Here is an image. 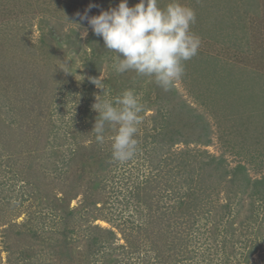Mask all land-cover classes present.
Masks as SVG:
<instances>
[{
  "label": "rangeland",
  "instance_id": "obj_1",
  "mask_svg": "<svg viewBox=\"0 0 264 264\" xmlns=\"http://www.w3.org/2000/svg\"><path fill=\"white\" fill-rule=\"evenodd\" d=\"M138 2L139 0H128V5L131 7ZM170 2L171 0H158L161 8ZM178 2L191 7L197 15L191 29L201 39L198 53L218 57L214 68L208 66L204 80L198 73H192L193 70H185L183 77L174 83L170 91L165 92L148 78L137 77L134 72L115 73L111 68L114 54H110L109 58L104 56L100 73L96 77L104 78V91L89 80L90 63H87V58L91 55V49L86 46L85 38L81 37V31L87 25L81 24L78 27L75 24V14L83 13L91 3L99 7L92 8L89 15H98L101 10L115 7L119 0H0V134L10 132L7 124L14 121L11 124L10 141L5 142L4 138L0 143V264H7L8 253L4 249H9L6 248L8 245L19 254L26 250L33 264L50 263L49 257H53V254L48 243L53 241L52 230L55 229L53 224L57 217L50 215L55 211L49 198L62 199L70 187L68 180L59 177V171L54 169L55 165L60 166L61 163L48 147V138L57 133L58 141L53 144L61 146L57 152L66 154L65 149L70 145L66 129L73 124V119L77 121L80 118L78 126L81 127L85 120L90 123V132L83 136L84 140L80 144L82 148H91L94 144L99 148L110 149L114 129L105 134L102 145L93 139L91 130L98 113L93 110L92 105L97 96L100 99L112 97L107 93L106 87L113 76L129 78L125 82L127 84H124L126 89L133 90L141 98V102H146L148 95V99L154 103L153 108L142 115L137 138H147L139 141V151L134 158L123 164L111 158L113 162L109 166L110 175L100 174L105 181L100 188L101 201L96 207L103 215L109 211V218L108 222L96 220L94 223L115 231L117 241L114 244L125 243L122 233L115 227L117 224L130 215V220L136 222L145 214L146 210L137 209L130 199L135 184L144 178L154 177L161 169L158 158L163 156L159 152V149L162 150V143L158 141V132L155 133L154 129L166 121L173 126L176 123L182 125L179 122L180 113L171 106L174 98L179 97L205 113L210 132L208 144L187 146L180 143L171 148V166L174 167L180 156L179 151L186 149L190 154L195 153L198 161L205 162L209 156H213L217 160L222 159L228 170L237 164H243L250 179L264 177V0ZM231 21L244 26L240 28ZM223 23L229 27L228 32H236V37L227 35L224 41H212L214 32L211 27L221 32ZM50 27L56 29L58 38L66 39L63 35L77 36L83 49L80 55L66 50L56 38L48 39L47 31ZM90 32L89 30L88 34ZM96 50L99 52L97 48ZM64 64L69 65L65 70L71 73L63 71ZM201 80L206 86L200 85ZM117 85L118 88L123 86L118 81ZM202 87L207 93H204L205 89ZM90 89L95 93L93 99L88 98ZM157 91L161 98H156ZM86 96L89 103L83 102ZM52 128L54 134L48 133ZM191 160L194 161V157ZM76 163L72 166L74 171L78 169ZM203 167L205 168L200 169L203 170L202 174H208L209 171L205 170L211 167ZM193 169H188L189 173L201 172L197 168ZM89 177L95 175L92 173ZM211 178L213 180L215 177ZM103 186L105 188L102 192ZM248 190L253 195L240 194L241 207L238 211L233 201L228 200L227 192L217 189L211 195L209 203L201 210L197 207L199 212L197 210L187 223L185 220L182 222L183 232L180 233L183 234V245L178 244L183 249L193 251L194 257L190 263L242 264L248 250V240L257 236L264 243V203L250 188ZM252 196V220L244 228L239 227L245 216L250 215L248 211ZM82 200L83 194L80 192L70 201L69 207L82 212ZM227 200L231 203L230 211L223 208ZM161 202L172 203L168 200ZM162 209L157 213L162 214ZM232 217L234 224L230 228L226 222ZM86 222L84 221L85 226ZM11 223H15L14 226L11 225L6 231ZM150 225L148 232L153 240L149 241H159L153 242L151 247L155 248L156 245L165 251V237L171 236L158 232L160 241L156 232L158 225L155 222ZM31 231L36 235L35 238L30 234ZM82 236V233L74 236L80 251L85 249V245L81 243L84 239ZM143 237L144 235L140 236ZM200 242L202 243L198 244ZM113 248L104 246L96 257H91L90 261L87 258L80 260L79 264H153L154 251L147 257L145 252L127 253L126 245ZM109 250L112 251L114 261L103 263L102 256ZM201 252L211 254L199 255ZM250 257L256 260L260 253L257 250ZM51 263L60 264L55 259Z\"/></svg>",
  "mask_w": 264,
  "mask_h": 264
},
{
  "label": "trees",
  "instance_id": "obj_2",
  "mask_svg": "<svg viewBox=\"0 0 264 264\" xmlns=\"http://www.w3.org/2000/svg\"><path fill=\"white\" fill-rule=\"evenodd\" d=\"M199 12L201 13V11ZM231 23L240 28L244 26L232 21ZM222 26L223 28L221 32L214 30V28L211 27V30L214 32L212 41H224L223 39L227 35H230L232 38L236 37V32L227 31L229 27L225 26V23H223ZM206 31L208 30L206 29ZM47 32L48 39L51 38L55 40L56 38L57 42L60 45H63L66 50H72L76 55H80L83 50L78 42L77 36L75 38L71 35H63L66 39L58 38L56 37L57 31L54 27L48 28ZM191 32H193L192 29ZM217 34H219V36ZM215 39H217V41ZM85 42L86 46L91 49V55L87 58V63H90L88 69L89 80L91 81V78H96L100 73L99 68L104 56L109 58V55L113 53L104 48L101 37L95 36L91 32L88 34L87 38H85ZM96 48L99 52H97ZM216 57L218 56L204 55V52L197 53V55L191 60L185 62V70H193L192 73H198V75L202 77V80H204V78L207 77L206 71L209 69L208 66L211 65L213 68L215 67V60L217 61ZM121 78V75L117 78H114L113 76L108 80L106 89L107 93L112 95L111 98L120 95L126 89L125 85L127 83L125 84V82H128L129 78H122V80ZM202 80L200 85L206 86V83H203ZM117 81L123 86L118 88ZM202 88L205 89L204 87ZM88 93V98L93 99L95 97L94 90L90 89ZM158 93L160 92L157 91L156 98H161V95ZM204 93H207L206 89L204 90ZM148 98L149 96L147 95L145 98L146 102H141L144 105V110L140 114L141 116L146 110L153 108L154 103ZM175 99H179V97L174 98L171 101V106L175 107L176 111L180 113L179 122L182 125L176 123L173 126L172 123L166 121L165 123L159 124V127L154 129L155 133L158 132V141L162 143V150L160 151L159 149V152H162L163 156L161 157L160 155L158 158V166L161 169L154 177H147L139 180L140 182L135 184L133 191L130 193V199L135 203L137 209L140 208L141 210H146L145 214H143L142 219L138 218L136 222L130 220V215L126 219H123L120 224L115 226L116 229H119L122 233V239L125 242L123 245L128 247L127 253L139 254L140 252H145L147 257H149L151 256L150 253L154 251L153 256L155 257L152 259L153 264H192L190 263V260H193V251L180 247V244L183 245V234L180 233L183 232L182 222L185 220L187 223L189 218L197 213V207L201 210L205 204L209 203L211 195L217 189H224L225 192H227L228 200H232L235 207L237 206L236 211L241 207L240 194H247V196L253 195L249 192L248 188L257 194L259 200L264 203V177L261 179H250L246 167L243 164H237L235 167L228 170L222 159L217 160L216 157L209 156L205 162L202 160L198 161L195 153L190 154V151L185 149L179 151L180 156L177 157L178 159L175 161L174 167L171 166V148L180 143L187 146L189 144H208V136L210 132V125L206 122L208 121V118L205 113L199 111L196 107H193L182 99H179V101ZM83 102H90L87 101V96L83 99ZM89 117L90 116L88 115V119ZM79 121L80 118L77 121L73 119V124L71 123L66 129V134L70 139V145L65 149L66 154H60L59 151L57 152L61 147H58L59 144H53V142L58 141L57 133L54 134L53 128L48 130V133L54 134L52 138H48V147L56 158H59L61 163L60 166L55 165V167H53L59 171V177L62 176L63 179L68 180L70 187V190L66 191L65 196L61 197L62 199L55 198L53 200V197L52 199L49 198L51 206H53L55 211V213L50 215L56 216L57 221L53 224V228H55L52 230L53 241L48 243V247L53 254V257H49L50 260L48 262L50 263L48 264H52L51 261L53 259L57 260L60 264H79L80 260L88 259L90 261L91 257H96L100 254L104 246L115 247L113 249L123 246L122 244H114L116 233L112 228H105L94 223L96 220L107 221V218H109V211L103 215V212H99L96 205L101 201L99 199V196L102 195L100 188L105 181V179L103 181L100 174L104 173L107 174L106 176L110 175L111 170L109 166L111 165V162H113V160H111V153L109 152L110 149H106V147L99 148V146L94 144L90 146L91 148H82L80 144L84 140L83 136L88 135L90 132V129H88L90 123L85 120V123L80 127L77 123ZM13 122L14 121H10V123L7 124L8 127H10V132L12 130L11 124ZM175 126H177V128ZM186 129L191 132H188ZM112 131L113 128L108 127L106 128L105 134H107V132L111 133ZM10 132H1L0 143L4 138L5 142L10 141ZM38 134L41 133L39 132ZM146 138L147 136H143L138 140H145ZM50 139H52V143H50ZM193 157L194 161L191 160ZM51 163L56 164V162ZM75 163L78 164V169L74 171L72 166H74ZM204 165L211 167L208 170H205L209 171V173L205 175L202 174L203 170H200L205 168L203 167ZM191 167L194 169L197 168L201 172L195 174L189 173L188 169ZM92 173L95 177H89V174L91 175ZM211 177L215 178L212 180ZM36 178L39 180L38 176H36ZM83 187H85L84 190ZM104 188L105 186H103L102 192ZM80 192L83 194V200L80 207L81 210L82 207L84 208L82 212L76 208L69 207L70 201ZM163 200H168L172 203H163L161 202ZM228 200L223 205V208L230 211L231 203ZM252 200L253 196L249 203L251 206V208H249L250 212L248 211L249 214L252 213L254 208ZM160 209L163 211L162 214L157 213ZM165 217L167 219H165ZM251 217H253L251 214L245 216L239 227L242 226V228H244L247 226L250 220H252ZM192 219L195 221L194 217ZM84 221H87L86 226ZM153 222H155V225H158L156 230L157 236L158 232H161V234L165 236H171L169 238L165 237V251L156 245L155 248L151 247L153 242H159L153 241L151 243L149 241L153 240L150 238V232H148L149 227L151 226L150 224ZM226 223L228 227L232 228V225L234 224L233 217ZM14 224L15 223H11L9 227L6 228V231L9 230L11 225L14 226ZM217 225L218 224L215 225L216 228ZM147 232L148 234L146 235ZM231 232H234V230L231 229ZM78 233H82V237L84 238L81 243L85 245V249L82 251L77 249L78 244L74 239L75 234ZM30 234L35 238L36 235L34 232L31 231ZM139 234L141 237L144 235V237L140 238ZM203 240H206V238ZM201 243L202 242L198 244ZM248 243V250L243 257V261H241L242 264H264V253H262L264 250L263 240L258 239L256 236L255 238L248 240ZM6 248H9L4 249V251L8 253V257H6L7 264H33L31 258L28 257L26 250L21 251L19 254L17 251L15 252L10 245ZM84 250L87 252L85 253ZM257 250L260 253V257L253 260V257L250 256L252 252ZM111 254L112 251L109 250L106 255L102 256L104 257L103 263H110L113 260ZM202 254L208 255L211 253L201 252L199 255ZM207 258L209 257H202V259ZM225 264L230 263L228 262Z\"/></svg>",
  "mask_w": 264,
  "mask_h": 264
},
{
  "label": "clouds",
  "instance_id": "obj_3",
  "mask_svg": "<svg viewBox=\"0 0 264 264\" xmlns=\"http://www.w3.org/2000/svg\"><path fill=\"white\" fill-rule=\"evenodd\" d=\"M89 4L83 13L77 12L76 25L86 24L81 37L89 30L101 37L104 48L114 54L111 64L117 74L134 72L137 77L148 78L163 91H170L185 72V62L197 55L201 39L191 32L195 11L171 0L161 8L158 0H139L134 6L128 0H119L115 7L89 15ZM63 71L69 65L64 64ZM91 82L104 91V78H91ZM93 110L98 113L91 132L95 142L103 144L106 128L115 134L111 137V158L121 164L134 158L139 151L138 132L142 124L144 105L131 89L114 98H95Z\"/></svg>",
  "mask_w": 264,
  "mask_h": 264
}]
</instances>
